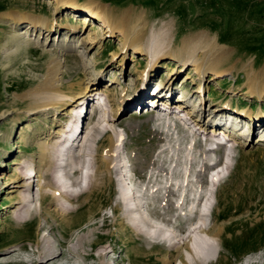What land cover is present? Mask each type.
<instances>
[{
    "label": "rangeland",
    "instance_id": "374dc122",
    "mask_svg": "<svg viewBox=\"0 0 264 264\" xmlns=\"http://www.w3.org/2000/svg\"><path fill=\"white\" fill-rule=\"evenodd\" d=\"M72 1L70 6L58 7L48 0H0V264H39L35 252L44 236L51 243L55 242L53 249H60L65 254L76 249L78 256L72 264H109L113 258H117L119 264H163L159 258L166 254L175 263L177 257L183 254V248L170 251L163 243L153 245L141 231L155 232L153 227L140 221L147 219V212L163 209L161 199L165 197L164 189H151L157 184L172 182L173 186L178 182L181 177L178 173L187 154L193 160L190 183H193L203 160L208 168L203 171L202 180L207 182L205 175L211 168L210 161L222 162V156L232 142L222 146L219 154L204 152V158L198 155L201 152L198 145L191 149L184 147L195 138L201 142L204 136L198 134L192 123L186 124L183 129L177 121L176 127L168 124L173 113L169 115L161 111V104L149 105L152 98L148 99L150 90L147 82L150 78L149 87H161L171 82L173 104L188 99L196 93L193 89L199 82L192 62L179 65L176 60L164 57L152 61L138 50L124 45L122 36L115 29L110 33L107 27L103 29L106 32L104 39L94 41L92 38L98 32L96 27L103 26L102 19L95 16L94 2L108 7L114 23L123 10L141 13L146 22L144 44L151 40L150 34L158 33L163 25L170 26V35H173L170 45L173 47L178 46L184 36L197 32L215 36L227 52L221 63L227 74L211 79L210 72H206L200 82L199 98L204 114L222 107L226 112L217 113L216 117L223 114L238 121L230 113H247V103L241 97L237 103L235 99L231 100L229 92L221 90L219 85L231 84L242 90L253 80L264 82V0ZM24 14H31L36 20L45 19L50 22L51 30L42 32L29 24L20 27L7 20L10 15L17 17ZM84 18L86 23H83ZM25 31L31 34L34 41L19 46L13 37H18L19 33V37H23ZM158 42L165 45L168 37L159 36ZM10 50L13 51L7 52ZM55 60L62 63L60 80L65 92L76 95L81 91L86 96L89 93L94 96L92 106L87 103L81 105L85 113L80 116L84 126L81 142H87L91 156L96 154L95 157H99L101 151L109 147L110 140H116L114 150L112 148L114 155L120 159L129 158L131 163L127 173L130 181L125 186L140 193L143 184L147 185L146 194L141 196L143 200L140 199L141 212H126L124 204L118 200L120 194L115 164H110L108 173H96L93 172L96 167L94 159H91L93 157H88L90 165L86 170L96 174L97 185L80 199H74L71 206L74 210L66 219L57 215L47 188H44L46 195L40 205L38 194L43 192L44 183L56 175L54 170L60 164L59 159L56 166L55 163L52 167L41 165V144L55 142L65 129L71 132L79 110L76 108L72 112L74 117L71 120L70 110L65 108L66 114L54 111L53 107L39 109L46 99L38 94V89L45 78L47 66ZM144 70L148 71V78L141 82L139 75ZM173 72L174 80L168 81ZM139 84H143L141 88ZM104 88H107L106 96L102 91ZM132 95L135 96L133 99ZM259 98L257 106L263 109L250 111H260V116L240 119L237 126H224L228 135L238 143L233 147L229 171L217 186L212 215L206 219L207 227L223 228L220 245L217 242L213 245L211 257H217L213 264H245L250 259L264 257V96ZM166 116L169 118L166 119ZM94 126L107 127L109 131L101 134L99 130L97 133ZM242 132L246 135L240 134ZM208 138L211 135L208 134ZM50 150L53 162L59 149L52 147ZM35 169L41 177L39 181L34 177V188L29 195L32 202L28 204L33 208L30 210L31 219L18 222L16 208L20 204V185L25 183L21 175ZM61 176L66 182L68 178L63 174ZM74 179L77 178L74 176ZM175 193L167 196L171 206L165 222L171 224L173 220V226L182 229L187 223L182 216L187 211V205H178L180 190ZM173 201L178 205L177 209L173 208ZM130 202L133 204V201ZM63 204L70 206L67 202ZM153 217L158 220L148 217L150 224L165 226L164 222H159L165 214ZM131 219H138L141 230L131 224ZM170 226L168 231L174 232V229L169 230L172 229ZM79 238L82 239L78 241ZM108 245L113 252L105 261L101 260L99 253ZM54 264L64 262L56 261Z\"/></svg>",
    "mask_w": 264,
    "mask_h": 264
},
{
    "label": "bare ground",
    "instance_id": "6f19581e",
    "mask_svg": "<svg viewBox=\"0 0 264 264\" xmlns=\"http://www.w3.org/2000/svg\"><path fill=\"white\" fill-rule=\"evenodd\" d=\"M48 1H50L51 3L52 2L55 3V5L58 7L59 5L70 6L73 3L72 0H48ZM93 8L96 10L95 16H99L103 22L102 27H99V26L96 27L98 29V32L95 33L96 35L92 38L94 41L104 39L106 32L103 29L107 27L110 33H111V30L115 29L117 31V34L122 36V41L124 45L129 46L135 50H138L139 53L150 57L152 61L155 60L157 57H164V58L176 60L179 63V65H185V64L192 62L193 71L196 73L197 78L199 80L197 87L193 89L194 92L196 93H193L190 96L191 98L189 97L188 99H185V100L182 99L179 103L173 104L172 107L173 108L182 107L180 112L184 113L186 116V119L189 120V122L185 121L184 126H179L181 129L189 125L188 123H192L193 126L196 127L195 130L199 131L198 134L203 135L204 138L201 142L197 141V138L192 139L191 144L185 145L184 146L185 148L191 149V148H195V146L198 145L199 150H201V152L198 155L199 157L202 156V158H204L203 157L204 152L212 151L210 149L203 147V144H206V142L209 141L210 139L208 138L209 132H208L207 125L218 124V123L220 124V122H222L221 124L223 126L225 125L227 127L228 125L237 126L240 123V119L244 120L248 116H252V117L260 116L261 112L259 110H258L259 112H251V111H255L256 108H259L260 110H262L263 109L262 107L260 106L259 107L256 106L255 108L249 107V106H253L254 104L256 105V103L248 104L249 109L247 110L248 111L247 113L245 112L240 113L237 111H233L232 113L229 112L230 116L232 115L236 116L238 121L232 120L233 118L229 119L223 114L218 115L219 117H216L217 113L219 114V113L226 112L222 109V107L217 108V109H211L207 112L208 113L207 115L204 114L205 111L202 107V102L200 101V98H199L200 97L199 91L202 89V87H200L201 86L200 82L202 78L205 76L206 72H210L211 79L222 77L227 74V72L221 67V63L223 62L227 52L225 50V46L218 43L215 36L208 35L205 32H197L189 36H184L182 39H180L181 41L179 45L176 47H173L170 45V42L172 41V37H173V35H170L171 34L170 26L163 25V28L161 27L158 33L152 32L150 34L151 40L146 42V44H144L143 39L145 35L144 32L146 30V22H144V20L142 19L143 15H141V13H136V12L133 13L129 9L123 10L119 14V16H117L118 21L114 23L112 21L113 17L108 11V7L106 5H101V3L99 2H94ZM84 19L85 20H83V23H86V18ZM7 20L11 21L12 24L13 23L17 24L20 27L22 26L26 27L29 24V26L34 27L35 29H38V30H42V32L49 31L52 28L50 22L46 21L45 19L36 20L31 14H24L22 16H17V17L10 15L8 16ZM19 34L16 35L18 37H15V36L13 37L14 39L13 41L19 46L23 44L26 45L29 43L30 40H33L31 37V34L28 35V32L26 31L25 33H22L23 37H19ZM159 36H163L164 38L168 37V42H166L165 45H161V43L158 42ZM85 41L88 42L87 40ZM11 51L13 50H10L7 52H11ZM61 67H62V63L60 60H55L51 63V65L49 64L47 66L45 78L42 82L41 88L38 89V94L41 97H44L46 100L45 101L43 100L39 109L46 110V109H49L50 107H53L54 111L63 112L65 114L67 113L68 110H70L69 113H71V115L69 116V118L73 119L74 116H72V112L76 108H78L79 110L77 111V115H75V118H74L75 120H73V123H75V121L77 122V120L81 119L80 116H82V114L85 113V112H82L84 110V107H81V105H83L84 103H87L89 105L91 104L92 106V103L94 102V96H92V93H89V95L86 96V94L84 95L83 92L81 91L78 92L76 95H70L69 93L65 92L61 87V80H60L61 73H62ZM152 67H154V64ZM147 74H148V71L144 70V72H142L139 75V79L142 78L141 82L142 80H145L146 78H148ZM142 76L144 77V79ZM174 77H175V72H173V74L170 76L168 81L174 80ZM149 80L147 82L148 88L150 84ZM139 85L141 88L143 84H139ZM150 86H151V89L155 90V91L150 90V94L148 95L149 100H150L149 97L152 98L150 102L155 103L158 106V104H160L159 103L160 100H163L162 103H164V105H167L166 100H172L174 90L171 87V82H168L167 84H164L161 87L159 86L157 87L155 85H150ZM232 86L233 85L231 84L227 86L226 90L227 92H229L228 96L230 95V93H232V95H235L234 93L243 94V95H237L236 99H238L239 97H244V98H250V100L248 101H252V99H257L258 101V100H261L259 98L260 96H264V82H258V81L253 80L248 83L246 89H242V90L240 88H236ZM102 91L105 92V96H106L107 88H104ZM170 93L172 96L170 95ZM252 93L256 94L258 97H254ZM154 96H158V97L155 98ZM134 97L135 96L132 95L131 99H133ZM84 98H86L85 102L83 100ZM228 98L230 99L233 98V100L235 99L232 96ZM72 102H74L73 106L69 108L65 107V105L67 104L72 105ZM59 108L61 110L65 108L67 111L66 110L59 111L58 110ZM169 111L170 112L168 114L170 115L173 112L170 110V107H169ZM222 116H224L223 119H221ZM205 117L208 119L205 120L204 119ZM158 118H161V116H158ZM168 118L169 117L166 116V119ZM179 119L181 120V118ZM168 120H169V122H167L168 124L172 123L174 127L177 126L175 120L174 121L170 119ZM98 127L97 128H95V126L93 127V129L95 128V131H97V133L99 132V130L101 134L102 133L104 134L105 132L109 131L107 127H99L100 129H98ZM218 128L219 129L217 130V135H215V138H218L222 134L224 137L229 138L227 140V143L231 141L232 146L238 143V140L233 139L231 138V136L228 135V132L226 131L227 130L226 127H224V130H220L221 126H219ZM83 129H84V126H83V121L81 119L80 132L78 136L76 137L77 139L75 138L76 144L73 147L70 146L66 148L63 154H61L59 151L58 153H55L56 156H55V159H53V162L50 157V154H51L50 148L52 149V147H56V149L58 150L59 147L62 145V143L65 141L66 137H68V133L70 132V130L65 129L63 133H59L58 137L55 138V142H51V143L48 142L47 144L43 142L45 145L41 144V147H40L42 149L40 153L41 165L43 164L48 167L49 166L52 167L53 164L55 163V166H56V162L59 159H63V157L65 156L64 163L62 165L61 164L58 165L57 163L58 167H56V170H54L56 175L53 176V179H51L50 181L48 180V182L44 183V185L42 186L43 192H41L39 196V202L41 205L42 200H43L42 198H44V196L46 195V191H44L45 190L44 188L49 189V191L51 192V204L53 205L55 211L57 212V215L65 219L74 210V208L71 207L72 203L74 202V199L75 200L80 199L83 195L90 192L92 187L97 185L96 184L97 181L94 179L95 178L94 176L96 174H94L93 172L105 171L108 173L110 169V164L117 157L116 155H114V151H113L115 148L114 146H116V140L115 141L110 140L109 147L108 148L105 147L106 149H103V151H101L99 157H95L96 154L91 156L92 151L87 146L86 144L87 142H84V141L81 142L82 135H83ZM210 131L211 132L213 131V127ZM195 132L193 133L195 134ZM240 134L246 135V133L244 132ZM62 135L64 137H61ZM118 139L119 138H117V140ZM48 141H49V138H48ZM226 145L227 144L225 143V146ZM177 147L179 146L177 145ZM84 150H87L86 155L88 157H93L91 159H94L93 162L95 163L96 167L95 169L92 168L93 172H89L87 170L86 174H87V177H89V182L86 184V187L79 192H72L71 190L67 189L66 186L62 185V178L59 176V170H61L62 172L61 174H63V177L68 178L70 180V183L72 185L78 184L79 182L78 179L80 178L79 174L82 172L84 167L86 166L88 167V165H90V163L87 164V162L84 159ZM228 154L230 156H233V150L230 149ZM228 154H227V157H228ZM232 160L233 158L229 160L227 159L225 161L226 163H224L223 161L222 162L223 164L220 163L218 165L220 167H218L216 170L212 168L211 169L212 171H209L208 174L205 176V178L207 179V182H203L202 180L204 176L203 171H205V169L208 168L207 162L203 160L201 163V168L198 170L197 175H194V180H193V183L191 184L189 180V176L191 175L190 166L193 160H191V157L188 156L187 154V156H185V158L183 159L182 165L183 164L184 165L183 167H181L180 173H178V175L181 176L178 182H175L173 186H172V182L168 184H157L154 188L151 189L152 191H155L156 189L163 188L165 197L161 199L163 209L154 210V211L152 210V213L147 212V216L150 218V220H155L156 218L153 217L155 214H162V215L165 214V217L161 218L159 221L162 223L164 222L165 226L164 227L162 225L159 226L154 223L150 224V222L147 221L148 217H146L147 219L143 218L141 221H140L141 219L140 218L139 219L140 222H143L147 224L148 226L153 227V229H155V232L154 230L145 231L146 229L141 230V228L139 227V224L137 222L138 219H131V224H133L134 227L143 231L144 233L142 232L141 233L143 234V236H145V238H147V240L151 244L156 245V244L163 243L170 251H173V250L180 251L183 248L185 252H183V254L177 257V260L175 263H173L172 257L167 254L159 258L163 264H213L216 261L217 257L213 259L214 257H211L210 252L214 249L213 247L214 243L217 242V245L218 244L220 245L221 232L223 228L220 226L216 228H213L211 226L207 227L205 224H206V219L208 216L201 217V215H199L198 213L197 207L193 208V206H192L193 208L192 212L194 213V215L190 221H188L190 217L187 216L189 214V211H186V212L184 211L182 216H184V218L188 221V224H190L189 222H191L190 226H193L194 230L189 231V229H187L186 227L182 229H178L177 227L173 226L172 219H171L172 220L171 224L169 222L168 223L165 222V219L168 218L167 216L169 213V207L171 206L170 199L167 198V196L176 195L175 191L180 190V193L177 194L179 196L177 203L178 205H181V206L183 205L184 207V205L192 204V199H194V196H196L195 194L197 193V196H196L197 199H196L195 204L196 206H198L201 203V201H203L202 191L205 192L209 188V197L205 199V202H209L212 205V209H213V205L214 203H216V200H217V196L215 193L217 190V186L219 185L221 179L225 176V173L229 171ZM126 161H127L126 164L130 163L129 159H127ZM130 166L131 164L127 166V171H126L127 173L130 169ZM121 167H123V164L121 165ZM158 169H161V168H158ZM164 171L165 173H167V170H164ZM74 176L77 179H74ZM34 177H37L38 181L40 180V177H41L40 172L36 169L34 170V172L31 171V173H28V174L24 173L23 175H21V178L24 179L25 183H22L20 185L22 187V190L20 191V194H21L20 204H18L16 208V217H17L18 222H25L31 219L30 210L33 208L28 203L32 202L29 198V195L32 189L34 188V180H33ZM63 187H65V189H63ZM142 187H143V190L140 193H137V189L135 190V188L127 187V189H125L121 186L120 191L118 193L120 195L117 197H118V200L122 204H124L126 212L132 213L134 211L139 212L141 210V209L139 210V208H141L140 206H142L140 203L141 201L140 199L143 198V197L141 198L143 194H146L145 189H147V185L143 184ZM180 194L182 196H180ZM150 195H152V193ZM130 201H133V204ZM63 202L65 203L67 202L70 206H64ZM135 202L136 204H134ZM172 204H173V208L177 209L176 206L178 205H176L175 201H173ZM210 215H212V210L210 212ZM157 220L158 219H156V221ZM195 223L200 224V225L195 226L196 225ZM169 226L172 227V229H169V230L173 231L174 229V232L168 231L167 228H169ZM166 231L167 233H165ZM81 239L79 238L78 241H80ZM162 239L167 241L166 242L167 244H165V242H160ZM52 243L45 236L42 237L40 241V245L35 252L38 258L37 261L39 264H54V262L56 261H63L64 264H72L73 261L77 259L78 252L76 251V249L69 251L68 254L67 253L65 254L60 249L59 250L53 249L52 246L55 245V242H52ZM207 249H210L211 251H207ZM111 252H113V248L111 246L108 245L107 247H103V250L99 253L100 259L105 261V258ZM263 259L262 257L253 258V259H250L247 264H264ZM111 260L112 261L109 264H119L117 261V258L116 259L113 258Z\"/></svg>",
    "mask_w": 264,
    "mask_h": 264
}]
</instances>
